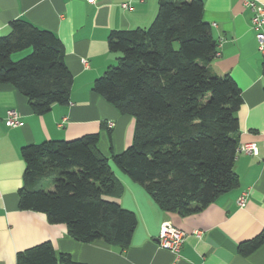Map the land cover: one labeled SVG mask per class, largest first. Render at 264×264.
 <instances>
[{"label":"trees","instance_id":"obj_1","mask_svg":"<svg viewBox=\"0 0 264 264\" xmlns=\"http://www.w3.org/2000/svg\"><path fill=\"white\" fill-rule=\"evenodd\" d=\"M201 0H158L147 28L114 30L108 49L115 65L94 80L92 91L134 120L131 144L103 156L98 134L71 141H44L20 149L24 161L18 207L64 224L81 243L103 241L126 248L136 216L112 198L121 185L110 161L142 186L164 212L182 217L205 209L237 185L241 92L230 76L211 70L217 41L203 20ZM31 51L12 61L13 53ZM264 73V53L262 57ZM72 76L60 40L23 19L9 23L0 37V84H10L34 114L69 102ZM264 242V232L243 242L247 256ZM16 264H82L57 254L49 242L16 256Z\"/></svg>","mask_w":264,"mask_h":264},{"label":"crops","instance_id":"obj_2","mask_svg":"<svg viewBox=\"0 0 264 264\" xmlns=\"http://www.w3.org/2000/svg\"><path fill=\"white\" fill-rule=\"evenodd\" d=\"M201 1L202 18L217 41L210 68L218 76H230L241 92L238 149L253 144L258 155L237 151L233 166L237 185L202 211L184 217L162 211L128 176L115 177L122 190L112 200L136 216L129 245L121 249L103 241L78 242L64 224H50L42 213L20 210L18 191L25 168L20 149L98 134L97 148L110 158L131 144L134 120L93 92L92 85L117 62L118 54L108 49L109 34L150 26L158 0H0V37L16 19L52 32L63 46L64 64L73 79L68 104L53 105L43 115L34 114L27 98L12 85L0 84V264H16L18 253L45 242L57 254L82 264H264V242L247 256L238 253L241 243L264 232L263 53L257 49L251 11L243 0ZM8 110L18 114L20 126L5 125ZM242 194L245 203L239 206ZM163 222L185 234L177 255L157 245Z\"/></svg>","mask_w":264,"mask_h":264},{"label":"built area","instance_id":"obj_3","mask_svg":"<svg viewBox=\"0 0 264 264\" xmlns=\"http://www.w3.org/2000/svg\"><path fill=\"white\" fill-rule=\"evenodd\" d=\"M93 2L94 0H88ZM246 7L251 11L250 28L254 31V35L257 41V49L259 52L264 53V4L258 3L255 0H243ZM122 8L131 9L132 7L128 4H122ZM5 125L8 127L20 126L18 114L14 110L6 111L4 119ZM238 151L247 155L256 156L258 150L253 144L242 145ZM238 205L243 206L245 203V194H242L238 200ZM196 236H200V232L197 231ZM185 234L172 226L169 222H163L160 226L157 245L163 250H167L175 255L178 254L181 245L184 241Z\"/></svg>","mask_w":264,"mask_h":264},{"label":"rangeland","instance_id":"obj_4","mask_svg":"<svg viewBox=\"0 0 264 264\" xmlns=\"http://www.w3.org/2000/svg\"><path fill=\"white\" fill-rule=\"evenodd\" d=\"M31 51V49H27L21 52H17V53H13L11 55V60L12 61H17L21 58H23L24 56H26V54H28ZM110 165L112 167V170L114 171V175L116 178H118V176H122L125 177V174H123L111 161H110Z\"/></svg>","mask_w":264,"mask_h":264}]
</instances>
